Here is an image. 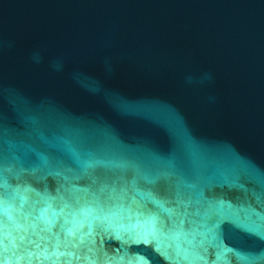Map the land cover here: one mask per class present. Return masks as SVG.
<instances>
[{
    "label": "water",
    "instance_id": "95a60500",
    "mask_svg": "<svg viewBox=\"0 0 264 264\" xmlns=\"http://www.w3.org/2000/svg\"><path fill=\"white\" fill-rule=\"evenodd\" d=\"M0 264H264V0H0Z\"/></svg>",
    "mask_w": 264,
    "mask_h": 264
}]
</instances>
